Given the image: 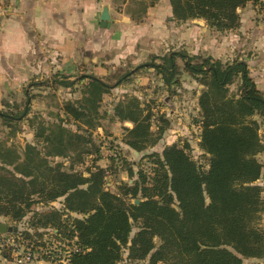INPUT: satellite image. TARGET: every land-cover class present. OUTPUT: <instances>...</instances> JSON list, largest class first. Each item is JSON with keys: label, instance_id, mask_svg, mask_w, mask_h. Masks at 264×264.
Returning <instances> with one entry per match:
<instances>
[{"label": "trees", "instance_id": "1", "mask_svg": "<svg viewBox=\"0 0 264 264\" xmlns=\"http://www.w3.org/2000/svg\"><path fill=\"white\" fill-rule=\"evenodd\" d=\"M157 1L150 0L145 9ZM249 3L264 11V0H170L176 19L204 18L219 30L238 28V10ZM178 57L184 60L186 71L199 76L205 85L199 97L200 146L209 155L208 169L200 168L188 152V143H173L162 153L149 156L153 165L150 174L140 169L135 177L131 170L130 180L113 191L106 185L111 166L99 164L102 146L83 136L78 137L75 149L67 152L58 147L53 153L78 157L76 161L80 163L75 164H83L79 171H61L62 163L46 164L59 176L49 178V173L36 170L27 158L21 160L16 155L12 161H3L13 165L14 171L0 166V203L10 206L0 210V215L22 219L32 212L35 228H52L56 241L73 243L65 255L54 259L55 251L48 247L54 241L44 242L45 250H41L47 252L43 253L47 264H118L124 260L125 252L130 261L149 259L151 263L169 264H244V258H264V226L260 224L264 197L256 183L263 166L256 156L264 145L259 122L254 118L264 113V92L251 76L248 63L240 59L224 64L206 57L195 63L187 53L172 52L163 57L162 63H143L138 69L155 68L170 84L180 70ZM131 74L127 72L119 82ZM235 77L240 80L239 92L228 94ZM91 78L95 88H110L100 79ZM129 104L135 109L126 112L121 105L118 111L122 121L134 124L127 128L126 145L143 151L158 144L169 127V119L161 117L162 123L154 133L151 114H144L138 103ZM2 116L9 118L4 113ZM71 137L63 135L60 142H69ZM109 149L115 152L110 155L113 162L120 159L113 145ZM7 179L10 182L5 186ZM37 182L42 183L41 189L34 188ZM10 187H17L22 194L11 198ZM34 194L46 204L63 200V209L33 211ZM129 197L143 199L135 204L128 201ZM134 225L138 230L132 235ZM76 244L81 251H72ZM28 248L36 252L34 247Z\"/></svg>", "mask_w": 264, "mask_h": 264}, {"label": "rangeland", "instance_id": "2", "mask_svg": "<svg viewBox=\"0 0 264 264\" xmlns=\"http://www.w3.org/2000/svg\"><path fill=\"white\" fill-rule=\"evenodd\" d=\"M149 1H104L101 12L108 6L111 19L106 26L101 25V20L97 24L98 34L93 47L87 49L85 43H80L82 49H77L73 56H65L60 51L54 53L56 49L50 42L39 39V42H30L23 54L0 57V166L14 171L13 165L3 161H12L18 155L21 160L27 158L36 170L49 173V178L59 176L46 164L62 163L61 171L74 172L76 168L79 171L83 164H75L80 163L76 161L78 157L54 156L53 153L58 151V147H64L67 152L75 149L78 137L83 136L102 146L99 164L111 166L106 185L113 191H118L125 181L130 180L131 170L135 177L140 169L150 174L153 165L149 156L155 152L162 153L167 145L173 143L180 146L188 143V152L200 168L208 169L209 155L200 146L202 112L199 97L205 85L199 76L187 72L180 57L177 58L180 70L170 84L164 82L155 68L138 69V66L154 61L162 63L163 57L172 52L187 53L195 63L206 57L224 64L235 59L248 62L249 58H259L264 54V11L249 3L238 10L241 17L238 28L219 30L204 18L176 19L170 0H158L156 4L159 2V5L149 6L146 10ZM95 19L97 22V14ZM263 63L264 59L250 65L260 80L259 85L264 87ZM129 71L133 74L119 82ZM89 75L107 83L110 88H95ZM68 81L74 82L69 85ZM239 85L240 80L235 77L228 86V94L236 95ZM261 90L264 92V88ZM131 102L138 103L144 114H151L150 124L154 133L162 123L161 117L170 121L159 143L143 151H137L124 142L129 136L127 128L134 124L122 121L118 111L121 105L126 112L134 110L135 105L129 106ZM2 113L9 118H4ZM254 118L259 122V134L264 145V113ZM66 134L72 136L70 141L60 142ZM110 144L121 154L115 162L111 160ZM49 151L52 154H48ZM256 157L263 165L256 183L264 197V146ZM24 168L27 169L28 164ZM8 182L7 179L5 186ZM42 186L37 182L34 188L41 189ZM8 191L11 198L22 194L17 187H10ZM32 199L35 212L48 211L51 207L63 209V200L60 199L49 204L42 203L37 194ZM136 200L128 198V201L139 204ZM9 207L4 201L0 203L2 211ZM32 216V212L22 219L0 215V223L9 228L0 233V264H23L15 258L14 247H19L20 254L26 253L28 245L34 247L33 264H47L43 255L47 252L41 250H45L43 243L46 241H54L48 246L55 251L54 259L65 255L71 248L72 241L69 245L65 240L54 239V229L35 228ZM260 224L264 226V211ZM137 230L138 226L134 225L132 235ZM156 243L159 244L160 240L156 239ZM124 257L118 264H169L164 261L151 263L149 259L130 261L127 252ZM244 264H264V258H244Z\"/></svg>", "mask_w": 264, "mask_h": 264}, {"label": "crops", "instance_id": "3", "mask_svg": "<svg viewBox=\"0 0 264 264\" xmlns=\"http://www.w3.org/2000/svg\"><path fill=\"white\" fill-rule=\"evenodd\" d=\"M104 1L110 2V0H7L10 12L0 30V57L23 54L30 42L40 40L50 42L56 49L54 53L60 51L65 56H73L77 49H82L80 43H85L87 49L93 47ZM111 1L116 3L117 0ZM170 8L172 10L171 6ZM263 59L264 54L259 58H249L247 62L251 76L260 89L264 87L259 85L260 80L250 64L261 63ZM261 67L264 69V63Z\"/></svg>", "mask_w": 264, "mask_h": 264}, {"label": "built area", "instance_id": "4", "mask_svg": "<svg viewBox=\"0 0 264 264\" xmlns=\"http://www.w3.org/2000/svg\"><path fill=\"white\" fill-rule=\"evenodd\" d=\"M9 12H10L9 4L3 0H0V30L2 29L3 21L8 16ZM110 155H115V152L113 150H111ZM12 245H13V243H12ZM81 250H82L81 247L77 244L74 245L73 249H72V251H74V252H79ZM19 252H20L19 247L13 248L14 256H15V258L17 257L18 262L23 263V264H33V260L35 258V252L31 248H28L26 250V253H24V254H22V253L20 254ZM64 263H66V261H64Z\"/></svg>", "mask_w": 264, "mask_h": 264}, {"label": "water", "instance_id": "5", "mask_svg": "<svg viewBox=\"0 0 264 264\" xmlns=\"http://www.w3.org/2000/svg\"><path fill=\"white\" fill-rule=\"evenodd\" d=\"M111 19V16H110V12H109V8L108 6H105L102 13H101V16H100V20H101V25L102 26H106L107 23H108V20ZM140 200L137 199L136 200V203H139ZM8 226L4 223H0V233H4L8 230Z\"/></svg>", "mask_w": 264, "mask_h": 264}]
</instances>
